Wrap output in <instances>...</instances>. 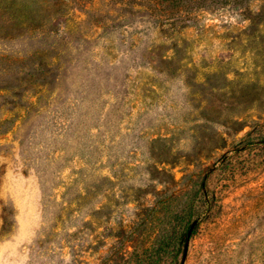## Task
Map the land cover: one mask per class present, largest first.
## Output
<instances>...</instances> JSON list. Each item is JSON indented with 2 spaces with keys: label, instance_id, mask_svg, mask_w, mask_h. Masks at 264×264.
Returning a JSON list of instances; mask_svg holds the SVG:
<instances>
[{
  "label": "rangeland",
  "instance_id": "1",
  "mask_svg": "<svg viewBox=\"0 0 264 264\" xmlns=\"http://www.w3.org/2000/svg\"><path fill=\"white\" fill-rule=\"evenodd\" d=\"M191 202L178 264H264V0H0V264H139Z\"/></svg>",
  "mask_w": 264,
  "mask_h": 264
},
{
  "label": "trees",
  "instance_id": "2",
  "mask_svg": "<svg viewBox=\"0 0 264 264\" xmlns=\"http://www.w3.org/2000/svg\"><path fill=\"white\" fill-rule=\"evenodd\" d=\"M154 0H150L152 2ZM196 207L191 202L186 208L175 215L178 225L162 235L161 241L154 244L146 257H138L139 264H160L161 256L166 264H178V255L182 250L188 233L193 228ZM161 255H160V254Z\"/></svg>",
  "mask_w": 264,
  "mask_h": 264
}]
</instances>
